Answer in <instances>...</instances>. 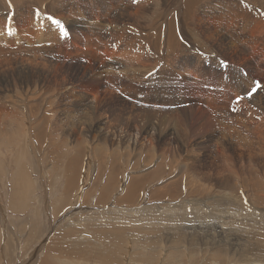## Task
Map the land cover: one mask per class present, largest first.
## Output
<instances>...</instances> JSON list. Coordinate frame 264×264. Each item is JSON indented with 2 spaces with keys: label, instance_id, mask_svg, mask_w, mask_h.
I'll list each match as a JSON object with an SVG mask.
<instances>
[{
  "label": "bare ground",
  "instance_id": "6f19581e",
  "mask_svg": "<svg viewBox=\"0 0 264 264\" xmlns=\"http://www.w3.org/2000/svg\"><path fill=\"white\" fill-rule=\"evenodd\" d=\"M115 1L116 0H0V13L6 12L9 10H13V12L16 11L18 26L23 35V39L18 41L19 44H16L15 43L16 41L12 40L11 37H8L7 34L4 32V28L2 27V25H0V143L5 142L8 146L9 143L18 142L20 143V147L22 146V144L23 146L28 147L32 145V142L34 143L37 142L40 146L42 145L44 146L46 143V146L48 145V153L52 151H56L57 153L60 150V148L58 147L59 144L61 145L71 144L70 146L73 145L74 147L75 146L80 147V145L84 143L85 144L83 146L85 147L87 142H90V144H94V148H95L94 154L96 155V157L94 161L91 163V165L88 166L87 168H90L92 172L93 171L95 172V173H92V172L91 173L93 174L94 178H96V181L102 177V175L100 177L99 173L103 167L107 166L106 168L108 170L106 178L102 177V178H105L104 183H98V182L96 183L95 181L90 184V187L88 186L92 190L94 188L99 189L98 193L100 194V198H98L99 199L98 201H95L96 204L101 203V198L106 199L108 197V193H112L111 192L112 190L116 191V189H118L122 193L114 199L115 202L117 203V204L116 203L114 204L119 205L120 207L118 208L111 207V208H114V211H123L125 213H130V215H133V216L134 214H137L138 219H139L138 222H142V224H144L142 220L150 219L149 217L150 215L148 216V214L154 215V213L160 211L161 209L163 210V212L168 211L167 214L169 215H167L166 217L167 219L169 218L168 216L172 218L171 219L172 221L170 220L166 221V218L165 219L160 218V222H161L160 225H155V224L148 225L146 224L147 223L146 222L145 224L147 225V227H143L141 225L140 227H134V226L131 227V231L137 232L138 234H143L142 238L134 239V243H133L134 251L133 253H130L131 257L135 258L136 260H141V257L143 255L144 259L142 260V264H259L260 261L258 257L260 256L261 258V255L258 256L259 254L258 250H261L260 254L264 253L262 251V248L264 247V201H263V196L260 195L259 189H260V184L264 186V182L262 183L258 181L257 179H255V177L252 176L251 172L253 171V169L257 171L262 170L264 172V90H261L257 93V95H259V100L255 101V95L252 98H249L247 96L246 87L250 85L251 82L254 81L255 78H258L259 80L264 81V0H246L258 7H251L247 3L237 5L236 2H232L231 0H171L172 1L171 4L169 3L166 4V0H145L143 2L136 3L134 5L127 4L121 11L117 12L114 15L112 20H109L108 18L110 16V12L115 7ZM118 1L127 3L130 0H118ZM27 6H31L35 10L37 9L41 10V12L46 17L51 18L53 21L57 23L59 21L60 25L55 24V25H59V28L64 29L65 27L64 23L65 25L67 24L69 30L71 31L70 33L72 34V37L74 39V43L77 46V49L75 51H69V52L66 51L67 53H64V52L62 53V52H59L58 50L50 49L49 47H51V45H49L48 47L41 46L45 42H53L56 37L60 36L61 33L55 27L54 29H52V33L49 34V38H45L44 36H41V37L39 36L36 38L31 37L29 35L30 31L27 27L28 19L24 12V9H26ZM79 12L84 13L83 15L81 13L82 17H80L79 19H81L82 21L80 22L75 21V18L77 17L76 15L77 14L79 15ZM152 12L158 16V19H156V21L154 22L152 21L149 22L148 20L149 18L147 15L151 14ZM51 24H53V22ZM112 25L115 28L122 27V28L145 32L146 38L149 39V42L147 43L151 45V47L149 46L142 47L139 45H118L122 50L121 53L118 55V57H120L121 60H116L115 65L123 66V67L120 69L114 68V71L111 69L113 68V66H111L114 60L113 56H106L105 55L106 53L103 52L105 57L102 56L100 59L102 60L101 63H104L103 64L104 68L101 74L99 75V80L96 81L98 82V90L96 91H99L100 88H104L105 83L108 82L109 80L113 81V78H112L113 75L122 77L127 82L132 83V84L133 82L141 81V78L143 77V75L148 70L154 67L157 60L165 57V62L167 65H169V68H168L169 74L186 75L190 79L189 80L190 85H191V79H192L193 88L197 89V90H194V94L197 97H199L200 99H208L210 104L215 106L216 108H223V107L230 108L231 112L236 117L235 120L238 121L241 124V126L247 131V134H243L240 131L235 130L234 128L227 127L228 125L223 126L225 121H221L220 126H216L214 124H211L210 126V123L207 121L206 125L213 127L215 130V133H213V129H212V133L210 134V137L211 138L214 137V139L216 140L215 141L216 143H214L215 147L213 145L214 147L213 154H208L206 156L201 155V157H199L198 159H197V154H194L195 158H189V157L181 158L177 166L178 172L179 171L181 172V170H185V171L188 170L189 172H191L192 170V172H194L192 180L195 177L197 179V183H198V179L200 180V182L195 186L193 185V183L189 185L188 180L186 182L185 179L182 178L181 176L182 181L179 177L177 180H173L168 183V186H169L168 188L172 190L171 187H173V191L171 192L170 195H168L167 198L172 197L173 194L176 196L177 194L179 195L180 193H182L181 192L182 189H183V194L186 191H187V194L197 192L199 190L198 185L202 186V183H203V186L207 185L209 188H212L210 193L217 196V199L212 200L213 202L212 206L215 208V212L219 211L218 214L221 213L220 216L222 215L224 218L229 217L231 215L230 218L234 220L235 223H238V224H239V220L237 217L239 215L249 214V216L247 215L248 217L255 220V222H259L260 226L259 227L256 226V228L258 227V230L261 228L260 230L262 231L259 230L260 232L257 233V229L256 228L253 229L252 227L253 230L252 229H250L251 231H249V229L247 230V232L251 236H247V234L242 235L244 230L241 229V227H239V225H241L242 223H240L238 226H236L237 225L236 224L235 226L226 227L225 225L228 224L226 222L227 224L224 223L223 226L222 225L221 227L219 226L215 230L214 234L210 235L209 234L210 231L213 230L214 228L204 229L202 226L201 228H195L193 221L190 223L189 222L186 223L187 220L185 222L184 219H182L184 222H181L182 221L181 218L185 217L188 211L186 209L187 210L186 214L184 213L185 212L184 205L180 203L182 201L181 200L182 196H179L177 198L178 201L181 200L180 202H178V204L172 203L173 205L169 204V206H166V208L165 206L154 204V202L157 201V199L155 200L154 198L159 197L157 196V193L162 189L161 187L157 188L160 190L155 191L156 192L155 195H153V193L150 190L147 191V193L148 194L150 193L151 195L148 196L147 199L145 198L144 201H146L147 203L151 202L152 203L151 205L149 206L145 205L140 208V206H137L135 204L134 209L133 207H126V205H128L129 203L131 202L133 203L137 201L138 199L142 198L143 191L146 188H148V185L151 184V182L154 180L152 178L153 177L155 178L156 176H153L151 178L150 174L152 172L149 173L150 172L149 169H148L149 170L148 172L144 171V172H137L133 174H128L129 172L127 171L128 176L125 178L126 180L123 183H120L119 181H121V177L119 178V174L122 173L121 172V168L123 165L122 162L127 164V161H128L133 165L134 163H137V161H141L143 159L142 157L143 153H146V154L149 153L150 155H152L153 158L155 159L161 158L162 160L158 166L159 169L157 168L156 165H155L156 167L154 166L155 168L152 166L154 168L153 170L154 174H159L161 172H165L169 170L168 160L165 158L166 155L162 154L163 152H160V151H158L159 153L157 154L156 150H154L152 147L154 143L151 145L152 140H153V142H155L156 147L158 149H161L157 145H159L161 142H164V136L155 137L154 135L155 132L151 131L152 129L151 125H147V126L145 125V128L139 134L132 135L131 133H129L131 132L130 127H128L129 125H127L126 130H119V129L117 130V128L115 127L108 128L105 125V122H107V119L106 120L103 119L104 115H102L103 117H97L96 122L94 124H91V125L85 124L84 126H81V121H78V122L76 121V123H74L73 121L77 119L75 118L72 121L73 123L68 124L69 123L68 122L66 124V125H70L69 128L68 126L67 128L66 126L63 127L61 125L62 123L60 124L61 121L59 122H57L56 120L51 121L53 118L50 119L48 115V112H49V110L47 109L49 108L48 106H50L52 103H55V102L66 106V103L68 104L69 100H71L73 96L78 100L79 103H82L84 107L82 108L84 110L86 106L87 109L93 112L95 111V107L93 103L88 101L87 97L89 95H86V92L89 89L85 92L84 87L81 84L82 82L76 85L77 89H75V92H73L71 90H68L67 89L68 87L64 83L66 82L67 78L66 80L61 79L62 81L60 82L54 81L53 83L54 91H50L49 88L51 87L50 86L51 73H49L48 72L49 70L46 69V65H45L46 59L51 58V56H53V53H60L61 59L65 58V60H71V61L77 60V59L82 60V59L87 58L88 56H91L93 57L94 60H96L97 56L93 55V52H92L93 48L91 49V47L93 46L91 45L92 44L91 39L93 36L97 35L98 30L101 31L102 33H106L111 28ZM219 34H230L232 38L230 36H227L226 38L225 37L222 38ZM180 36L183 37L185 40H187L192 46L198 47L201 50L205 51L206 53L211 54V60L204 63L205 66L209 65V62H213L215 64L220 65L218 59L222 58V59H226L225 61L227 60L229 61V64H228L229 66L234 67V68H231V70L234 73H238L236 67L239 68L241 64L245 65V70H247L246 72H249V73L247 74L246 78H243L241 76L236 77L237 74L231 75V76L229 75L230 77H227V71L223 73H221L222 70L219 72L216 71L214 75L217 74L218 76L220 74L219 78L217 77V80H216V81L220 80V83H218L216 86L218 90L214 89L212 93L210 91H209V94L206 93L205 91H203L204 88L200 89L201 86L203 87L204 85L208 84V81H209V80H206V77H208V75H206V70L204 68L202 69L201 65H198L192 58H190L186 53H184L181 50L183 45H181L180 43ZM235 38H237L239 42L241 41L243 45H239V44L234 45V42L236 40ZM223 40L225 42L224 45H223ZM6 45L10 46L11 49H14V50H10L9 49L10 47L8 48V46ZM14 45L16 46L13 48ZM111 46H116V45H111ZM185 46H188V45H185ZM53 49H54V46H53ZM154 50L157 52V55ZM174 50L178 51L176 55L172 54V51ZM69 56H72V57H69ZM139 56L145 58L148 61H153V62L149 64H148V61L139 62L138 60H136L137 57ZM54 60H57V58H55ZM72 65L73 66H71L67 72L69 81H79L82 78H84L86 71H87L86 65L82 66L81 61H75V63ZM219 65H215L214 68H219L220 67ZM115 78L116 77H114V79ZM107 85L108 83L106 84V86ZM69 89H70V86H69ZM185 90L187 89L185 88L184 91ZM173 91H176V89L173 88ZM89 92L90 94L93 95L95 90H90ZM237 95L244 96V99L240 103H236L235 101V98ZM193 99L200 100L196 97ZM179 101L186 102L188 101V99H181ZM14 107L16 108L19 107L22 113L26 114V117L25 118L21 117L19 114L21 112L18 109H17L18 111L15 110L16 108ZM51 107H54V106L51 105ZM247 107L251 110V116H252L251 122L246 120V116L249 113ZM184 109L186 108L184 107ZM233 109H235V111ZM197 111L200 114V110L197 109ZM213 111L219 114L217 116L220 119H224V120L230 119L228 115H226V118H223L221 116V113L217 109H214ZM198 112H196L195 110V113H198ZM4 115L8 119H5L6 117L4 118L3 117ZM35 115H36V118H34ZM68 115L69 114H67V116ZM75 116L77 117V115ZM127 118L130 119V116H127ZM200 118L201 117H199V119ZM54 119H55V116H54ZM124 122L126 123L125 120L123 121V123ZM139 127H142V126H139ZM60 133L64 135H62L61 138H57L59 137L57 135ZM53 134H56V136H54ZM105 144L115 145V147L112 148L110 154L105 153L104 147L103 149H100V147ZM118 144H120L124 150H121ZM145 144H150V146L147 145L145 149H142ZM127 146H131L133 149H135V154L137 155V159L134 162L131 161L129 153L125 151ZM16 147L17 145L15 146V148ZM20 147L18 146V148ZM79 147L72 148L71 150L72 153L68 155L69 158L67 156H66L67 158L63 156L62 160H65L64 162L55 164V166L61 169L60 171L61 174L58 172L59 173L58 177L60 175L63 178L62 180H64V183H62L61 185L59 183L60 187H62L63 189L62 192L63 191L69 192L70 190H73L78 184L77 172L79 171L82 172V169H81L82 167L79 168L78 165L79 163L81 165V160H83V157L89 154V152H87L88 154H85L84 152L85 149L82 151V148H79ZM251 147H255L257 150H259L261 152V155L255 156L250 150ZM18 148L16 152L19 151ZM30 148L33 149V147H30ZM41 148L43 150V147ZM67 148L68 147H66L65 149ZM22 149L23 148H20V152L24 151V149L23 150ZM31 149L27 151V154L29 155L28 157L30 158L35 157ZM68 150L70 151L69 148ZM192 150L193 149H191V151ZM6 151L7 150H5V152ZM14 152L15 151H13V155L11 156L13 157L12 160L15 159L14 155L16 153L14 154ZM65 152L67 153L66 150ZM226 152H228L229 156H233L236 159V162L238 163L242 162L247 165L248 169L244 167V170L247 171L244 173V175L246 177L248 176L249 177L244 178L242 180V183L249 182L253 179L251 184L244 183L246 184L244 189H249L248 193L245 192L240 187L239 180L237 179V177L232 178V176L228 175L230 174L229 171L223 175L221 174V171L225 167V160L223 158L228 157L225 154ZM35 155L37 157V153ZM63 155H65V153ZM40 159H43V158L40 157ZM55 160H53V162H55ZM41 161L44 162L43 160ZM49 164L50 163L48 162V166ZM187 165L189 168L186 169ZM30 166H31L30 168L33 169V164H31ZM24 167L15 166V169L12 172V182L11 183L13 184L10 187L11 194H10V199L8 200L9 204L7 202L11 210H19V209L21 210V208H24L25 204H28V201L30 200V196L32 195L31 194L30 196L27 197V194L29 193L28 191L30 189L29 188L30 184L28 181L30 179H28V177L30 178L31 175L29 176L27 175V169ZM10 169H13V168H10ZM34 172H37V171L35 170ZM212 173L214 175L211 176ZM40 174L42 175V172ZM162 174L165 175V173H162ZM117 176H118V179L116 180ZM158 178L159 177H157L155 181L158 180ZM148 179H151V180L148 181ZM201 180L203 181L202 183H201ZM51 184H48V186L53 185ZM217 184L223 187V190H220V192H216L214 190L217 187ZM56 187H58V185ZM90 189L89 190L86 189L87 190L86 194L91 193L92 190ZM166 189L164 192H167V193L168 191L170 192V190L167 191ZM240 190H243L245 193L238 194L240 193ZM52 191H55V188ZM45 194H46V190L43 195H39L35 197V194H34L32 198L33 201L36 200L37 202V204L34 203L37 206H34L35 209L33 208L34 209L33 213H35V216H38L36 220L37 223L35 222L36 224H34V229H32L34 230L33 232H31L32 230H27V231L25 230V232H23L24 228L21 226V223L17 224V222L19 223V220H17L16 218H15L16 220L13 222L14 223L13 225L7 224L6 226H5L6 221L4 219L5 218L4 214H3V218H0V225H3V228L1 229V232H0V259L2 258L3 262H1L0 260V264L17 263L15 261L13 262L14 259L12 260V256L19 254V246L24 244L27 241L29 242L28 244V247H29L30 243L34 239L36 240L40 239V236H42L44 232L49 231L50 228L44 225V223L41 226L42 221H44L45 218L49 217L48 211H41V209L43 208L45 209L48 208L49 205L48 207L43 206V208L40 206V204L44 205V203L42 202H44L43 200L47 198V197H44ZM117 194H119V192ZM140 194H142V196ZM66 196H68L67 193H66ZM112 196H115V195H112ZM52 198H53L52 200H54L55 196H53ZM186 198H185V201L187 200ZM58 199H61V196ZM84 199H86L85 195H84ZM208 199L209 198H207V200ZM226 199H228L229 202H226L227 201ZM193 201L196 202V199L194 198ZM242 203L247 205L244 209L248 210L250 213L247 211L242 213L240 211V209H243L244 207L243 205L241 208ZM38 204L40 207L38 206ZM72 204L73 203H71V205ZM96 204H95V207H96ZM123 204H126V205H123ZM67 205H65V207ZM171 206H173V208ZM195 206L196 205H194V207ZM2 207L4 208V206ZM196 207H198V205ZM180 208L182 209V211H180L181 210ZM82 209L84 210L85 208H82ZM195 209L197 210V208ZM56 210H58L57 211L58 213L60 209L57 208ZM204 211L203 212L201 211V213H204ZM192 212L194 213V211ZM29 213H30L29 215H31V212ZM145 213L147 217H144ZM52 214H54L53 211H52ZM196 214H198L197 211H196ZM156 216H154V218ZM255 217H259L261 218V220H257ZM87 218H88V214H87ZM192 218L195 220L194 217ZM213 218L212 220H214ZM216 218L218 221V216L216 217L215 215V219ZM68 219L63 220V222H66V221L68 222L65 224L64 223L62 224L61 226L62 229H60V233L61 231L62 233L59 234V236L57 237L54 236L55 238L50 239L48 241L44 240L42 242L40 246L42 248V257L36 264H81L80 261L78 260V257H84V258H89V259L90 257L92 258L96 257L97 259H91L92 262L90 263H93V264H113L115 260H118L119 255L122 256V254H116V255L114 254V247L122 248V240L129 241V239H125V236L121 237L123 236V232L124 231L127 232L128 230L127 227L123 226L124 225L123 223L122 225H116V226L114 223L113 224H103V225H101V223L100 224L98 223L99 225H97L96 228H90L95 221H93V223L91 222L88 224H84V223L81 224L80 222H75L77 219H75V221H71V219L70 220ZM98 219L97 218L95 219L96 222ZM191 219L188 218L189 221ZM196 219L198 220L199 217H197ZM90 220L91 219L89 218L88 221L90 222ZM162 221H164L163 224L165 225H162ZM106 222L111 223L108 221ZM201 223H203L202 220H201ZM251 223L248 225H251ZM156 224H159V223L156 222ZM4 227L6 231L4 230ZM90 230H92L91 231L92 235L91 233H89ZM236 232L239 235L238 238L234 236V235L237 236V234H234ZM31 237H33L32 240H31ZM60 237L62 239L64 238L65 240L63 239L64 241L62 240L61 242H58L56 238H60ZM89 238L93 240L98 238L99 241H101V239L103 240L109 239L108 241H105V243H101V244L100 242L98 243L99 246L101 245L100 249L97 250V253L99 254L100 257L96 254V252H93L94 251L93 249L95 248V246L90 248L86 245L85 248L83 249L77 247V249L80 252H75L73 251V249L68 248V246H71V244L73 246L74 245L77 246V244L79 243H84L85 241H88ZM143 243H145L144 245H146V248H143V246L137 245V244L142 245ZM158 243H159V246L156 245ZM89 244H93V243L90 242ZM63 245L67 247L65 246L63 247ZM28 247H25L26 252L27 250H29ZM157 247L160 248L159 251L160 253H162L161 263L159 262V260L157 261L156 259L157 252L153 253V251L151 250L148 252V249H155ZM10 250H13V252L15 250L16 251L15 253H13ZM31 252L32 253L29 252V259L34 254L35 248ZM185 256H187V259ZM263 256L264 254L262 255V257ZM159 258L161 257L159 256ZM260 260L264 262L263 261L264 258H261ZM31 262L33 264L34 260ZM86 263L87 262H83V264H86ZM17 264H27V259H26V262L24 261V263H22V260H19V263Z\"/></svg>",
  "mask_w": 264,
  "mask_h": 264
},
{
  "label": "rangeland",
  "instance_id": "374dc122",
  "mask_svg": "<svg viewBox=\"0 0 264 264\" xmlns=\"http://www.w3.org/2000/svg\"><path fill=\"white\" fill-rule=\"evenodd\" d=\"M143 1H145V0H135V2H134V0H130L127 3H124V2H119L118 0H116L115 1V7L110 12V16H109L108 19L112 20L114 15L117 12L121 11L127 4H133L134 5L136 3H140V2H143ZM231 1L232 2H236L237 5H241L243 3H247L251 7H258V6L248 2L246 0H231ZM168 3L171 4L172 1L171 0H166V4H168ZM24 12H25V15H26V17L28 19L27 27H28V29L30 31L29 35L31 37L36 38V37H39V36L40 37L44 36L45 38H49V34L52 33V29H54L55 27L60 31V33H61L60 36L56 37L53 42H45L41 46L48 47L49 45H51V47H49L50 49L58 50L59 52H62V53L63 52L67 53L66 51H68V52L69 51H75L77 49V46L74 43V39L72 37V34L70 33L71 31L69 30L67 24L65 25V23H64V26L66 28L65 27H64V29L63 28H59L60 23H57V22L53 21L51 18L46 17L41 12V10H39V9L35 10L31 6H27L26 9H24ZM81 13H82V15L84 14L83 12H79V15L78 14L76 15L77 17L75 18V21H78V22L82 21L81 19H79L80 17H82ZM147 16L149 18L148 19L149 22L150 21L154 22V21H156V19H158V16L155 13H153V12L151 14H148ZM52 22H53V24H51ZM55 24H59V25H55ZM0 25H2V27L4 28V32L7 34V36L11 37L12 40L16 41L15 42L16 44H19L18 41L23 39V35H22V33H21L20 29H19V26H18L16 11L13 12V10H9V11L0 13ZM219 35L222 38L223 37L226 38L227 36L231 37L230 34H219ZM235 39L236 40L234 42V45H238V44L239 45H243L241 43V41L239 42V40L237 38H235ZM91 41H92L91 45H93L91 47V49L93 48V51H92L93 55L97 56L96 60H94L93 57L88 56L87 58L82 59V60L81 59H77V60H72L71 61V60H65V58L61 59V54L60 53H53V56H51V58H47L46 59L45 65H46V69L49 70V71L48 70L47 71L49 73H51V77H50V86L51 87L50 88L48 87L50 91H54L53 90L54 89V85H53L54 81L60 82V81H62L61 79L66 80V78H67L66 82H64V83L68 87L67 89L71 90L73 92H75V89H77L76 85L82 82L81 84L83 85L85 92L89 89L87 91L88 94L86 92V95H89L87 97V99H88L89 102L93 103V105L95 107V111H93V112L90 111L89 109L86 108V106H85V110H84L83 109L84 107H83L82 103H79L78 100L73 96L72 97L73 99L71 98V100H69V103L68 104L66 103V106L58 104L57 102L51 104L54 107H51V105L48 106L49 107V108H47L49 110L48 115H49L50 119L53 118L51 121H55V120L57 122L61 121L60 124L62 123L61 125L63 127L66 126V128H67V126H68V128H69L70 125H66L68 122H69L68 124H70V123H73V122L76 123V121L77 122L81 121V126H84L85 124L86 125H88V124L91 125V124H94L96 122V118L97 117H103L102 115H104L103 119L104 120L107 119V122H105V125L108 128L115 127V128H117V130L118 129L119 130H126L127 129V125H129L128 127H130V130H131V132H129V133H131L132 135L139 134L145 128V125L146 126L147 125H151V127H152L151 131L155 132L154 133L155 137H158V136L163 137L164 136V142L160 143L161 146H160V144L157 145L161 149H158L156 147L155 142H153V140H152L151 145L154 143V145H152V147H153L154 150H156L157 154L159 153L158 151H160V152H163L162 154L166 155L165 158L168 160L169 170H167L165 172H161L159 174H154V171H153L154 168L156 166L158 168V166H159V164L161 163L162 160H161V158H158V159L153 158L152 155H150L149 153L148 154L143 153L142 154L143 159L141 161H137V163H134L133 165L130 162H128V161H127V164L122 162V164H123L122 168H121V172L122 173L119 174V178L121 177V181H119L120 183H123L126 180L125 178L128 176V174H133V173H137V172H144V171L148 172L150 170L149 173L152 172L150 174V177L152 178L153 176H156L155 178L154 177L152 178L154 180L151 182V184L148 185V188H146L143 191V193H142L143 196H142V194H140L142 196L141 199H138L137 201H135L136 203L135 202H133V203L131 202L128 205H126V204H123V205H126V207H133V209L135 208L134 207L135 204L137 206H140V208L145 206V205L149 206L152 203L151 202L147 203L146 201H144L145 198L147 199V197L151 195L150 193L148 194L147 191L150 190L153 193V195H155L156 194L155 191H159L160 190V189H157V188L161 187L162 189L160 191L162 193L160 191L157 193V196H159V197L154 198L155 200L157 199V201H156L157 203L154 202V204H159V205L165 206V208H166V206H169V204H172V203L173 204H178V202H180L182 200L180 203L182 205H184V209H185L184 213L186 214V211L187 210L188 211H187V214H186L187 216L184 214L185 217H182L181 220L184 219L185 222L187 220L186 223H188V222L190 223V222L193 221V223L195 225V228H201V226L204 229L205 228L206 229H208V228L213 229L214 228L209 233L210 235H213L215 230L219 226L220 227H221V225L223 226L224 223L225 224L228 223L227 225H225L226 227L227 226H235L236 224H237L236 226H238L240 223H242L241 225H239V227H241V229L244 230L242 235H246L247 234V236H251L247 232V230L249 229V231H251L250 229H252V227H253V229L256 228V226L259 227L260 226L259 222H255V220H253L250 217H248L249 214H247L248 216L247 215H239L237 217L238 220H239V224L235 223V221L230 218L231 215L229 217H225V218L222 215L220 216L221 213L218 214L219 211L215 212V208L212 206V204H213L212 200L217 199V196H215L212 193H210L212 188H209L207 185L203 186V183H202L203 181L202 180H201L202 186L198 185L199 190L197 192H193L191 194H187V191H186L183 194V189H182V191H181L182 193H180L179 195L177 194V196H176V195L173 194V196H172L173 198L172 197L167 198L168 195H170L171 192L173 191V187L170 186L172 188V190H170V188H168L169 187L168 183L173 181V180H177L179 177L181 179V176H182V178L185 179L186 182L188 180L189 185H191L193 183V185L195 186V185H197L200 182V180L198 179V183H197V179L195 177L192 180V177H193V174H194V172H192V170H191V172H189L188 170H186V171L185 170H181V172L180 171L178 172V167L177 166H178V162H179V160L181 158H186V157L195 158L194 154H197V159H198L199 157H201V155L202 156H206L208 154H213L214 147H215L214 143H216L215 142L216 140L214 139V137L213 138L210 137V134L212 133V129H213V133H215L214 128L210 127L211 124H214L216 126H220L221 121H225L223 126H225V125L227 126L228 125L227 127H229V128H234L235 130H238V131H240L243 134H247V131L241 126V124L238 121L235 120L236 117L231 112V109L228 108V107L216 108L215 106L210 104L208 99H200L199 97H197L194 94V90H197V89L193 88L192 79H191V85H190V83H189L190 79L186 75H182L181 73H179L181 75H174V74H169L168 73L169 65L166 64L165 57L157 60V62L155 63L154 67L152 69L148 70L143 75V77L141 78V81L133 82V84H132V83L127 82L122 77H118L117 75H113L112 76L113 81L109 80L108 82L105 83V87L104 88H100V90H101V91L99 90L100 92L96 91V90H98V82H96V81L99 80V75L101 74V72H102V70L104 68V66H103L104 63H101L102 60L100 59L102 56H104V57H105V55L106 56H113L114 60H113V64L111 65V66H113V68H111V69L114 71V68L120 69V68L123 67V66H116L115 65V61L116 60H121V58L118 57V55L121 53L122 50H121V48L118 45H139V46H142V47H145V46L151 47V45H149L147 43V42H149V39L146 38L145 32H141V31H138V30L127 29V28H122V27L115 28L113 25L111 26V28L106 33H102L101 31L98 30L97 35L93 36ZM232 42H233V40H232ZM180 43H181V45H183L181 50L184 53H186L190 58H192L198 65H201L202 69L204 68L206 70V75H208V77H206V80H209V81H208V84L204 85L203 87L201 86L200 89L204 88L203 91H205L208 94H209V91L212 93V91H214V89L218 90V88H216V86H217L218 83H220V80H218V81H216V80H217V77L219 78L220 74L218 76H217V74L214 75V73H216V71L219 72V71L222 70L221 73L227 71V77H230L231 75H236L237 74L236 77L237 76H241L243 78H246L247 74L249 73V72H246L247 70H245V65H243V64H241L240 65L241 67L239 66V68L236 67L238 73H234L231 70V68H234V67L229 66V65L227 67H223V66H221V64L219 65V64H215L213 62H209V65L205 66L204 63H206V62L211 60V54L206 53L205 51L201 50L198 47L192 46L187 40H185L181 36H180ZM224 43L225 42L223 40V45H224ZM111 45H116V46H111ZM185 45H188V46H185ZM6 46H8V45H6ZM15 46L16 45H14L13 48ZM53 46H54V49H53ZM9 47L10 46H8V48ZM56 47H57V49H56ZM59 48H60V50H59ZM9 49L10 50H14V49H11V47ZM62 49H63V51H62ZM103 52L106 53V54L104 55ZM155 53L157 55L156 51H155ZM177 53H178V51H176V50L172 51L173 55H176ZM57 55H59L60 57L57 56ZM54 56H56V57H54ZM69 57H72V56H69ZM55 58H57V60H54ZM136 60H138L139 62L148 61L145 58L140 57V56L137 57ZM221 60H226V59H222V58L220 59L219 58L218 59L219 63H220ZM75 61H81L82 66L86 65L87 71H86L85 77L82 78L81 80H79V81H69L67 72H68L69 68L71 66H73L72 64H74ZM152 62L153 61H148V64L152 63ZM227 64H229L228 60H227ZM215 65H219L220 67L219 68H214ZM64 75H65V77H64ZM114 77H116V78L114 79ZM256 79H258V78H255L254 80H256ZM184 81H186V82H184ZM107 83H108V85H107L108 87L106 86ZM110 85H111V87H110ZM69 86H70V89H69ZM173 88H175L176 91H173ZM185 88L188 91L187 90L184 91ZM90 90H95L93 95L90 94V92H89ZM95 93H96V95H95ZM189 93L192 94V95H190ZM117 94H119V95H117ZM195 97L200 99V100L193 99ZM89 98H90V100H89ZM181 99H188V101L180 102L179 100H181ZM93 100H95V101H93ZM258 100H259V95L256 94L255 95V101H258ZM70 101H72V102H70ZM129 102H131V103H129ZM71 103H72V105L74 104L73 107H72ZM183 106L186 109H184ZM14 108H16V107H14ZM17 109L21 112V113H19L20 116L25 118L26 114L22 113V111L19 109V107H17L15 110H17ZM197 109L200 110V114L197 111ZM214 109H217L221 113V116L223 118H226V115H228L230 117V119L224 120V119L218 118L217 115H219V114L215 113L213 111ZM247 109H248L249 113L246 116V120L251 122V120H252L251 110L248 107H247ZM55 110H56V112H55ZM83 110H84V112H83ZM178 110H180V111H178ZM195 110L198 113H195ZM67 114H69V115L67 116ZM74 114L77 115V117ZM99 114H100V116H99ZM50 115H52L53 117L50 116ZM54 116H55V119H54ZM61 116H63V117H61ZM72 116H74V117H72ZM127 116H130V119L127 118ZM3 117L5 118L6 116L4 115ZM57 117L59 118V120H58ZM199 117H201L200 118L201 120L199 119ZM34 118H36V115L34 116ZM75 118H77V119L75 121H73ZM5 119H8V118L6 117ZM124 120L126 121V123L125 122L123 123ZM207 121L210 123V126L206 125ZM215 122L218 123V124H216ZM108 124H110V125H108ZM142 124H144V125H142ZM136 126H137V128H136ZM139 126H142V127H139ZM66 128H64V129H66ZM53 135L56 136V134H53ZM62 135H64V134H61V133L58 134L57 136H59V137H57V138H61ZM211 140L213 141V143H212ZM35 143L32 142V145H30L28 147L23 146V144L20 147V143H18V142L17 143H9L8 146H7V144L5 142H3V143L1 142L0 143V179H1L0 180V208H1L0 209V211H1L0 218H3V214H4V217H5L4 219L6 221L5 226L7 224L8 225L9 224L13 225L14 224L13 222L17 219V220H19V223L17 222V224L21 223V226L24 228L23 232H25V230L27 231V230L34 229V224L37 223L36 220L38 218V216H35V213H33V210L35 209L34 206H37V205H35V204H37L36 200L33 201V199H32L34 194H35V197H37L39 195H43L45 193V190H46V194L44 195V197H47V198H45L43 200L44 202H42V203H44V205L40 204V206L43 208V206L44 207H46V206L48 207V205H49L48 208L41 209V211H48L49 212V217L45 218L44 221H42V223H41V226L44 223V225L49 227L50 228L49 231L44 232L43 235L40 236V239H37V240L34 239L30 243L29 247H28L29 242H27V241L24 244L20 245L19 246V254H16V255L12 256V260L14 259L13 262L15 261V262L19 263V260H22V263H24V261L26 262V259H27V264H32L31 261H33V260H34L33 264H36L42 257V248L40 247L42 242L44 240L48 241L50 239H53V238L59 236V234L62 233V231L60 233V229H62V227H61L62 224L63 223L65 224V223L68 222V221L63 222V220H67L68 218H69L68 220L71 219V221H75V219H77L75 222H80L81 224L82 223L88 224V223H91V222L93 223V221H95L94 222L95 224L93 223V225L90 228H96L97 225H99L100 223H101V225H103V224H113L114 223L115 226L116 225H122V223H123L124 224L123 226L127 227L128 230L131 231V227H133V226L134 227H140V225H141L143 227H147L146 224H148V225H152V224L160 225L161 224L160 218L161 219L162 218L165 219L167 217V215H169V214H167L168 211L167 212H165V211L163 212V210L161 209L160 211H158L159 213L156 212V213H154V215L153 214H148V216L150 215L149 216L150 219L142 220L144 222V224H142V222H138L139 219H138V215L137 214H134V216H133V215H130V213H125L123 211H114V208H111V207H115V208L120 207L119 205H116L117 203L114 200L118 195H120L122 193L118 189H116V191L112 190L111 191L112 193H108V197L106 199L105 198L104 199L101 198V203L100 204H98V203L96 204L95 201H98L99 200L98 198H100V194L98 193L99 189L98 188H94L95 190L94 189L92 190V189L89 188L90 184L96 181V178H94V176L92 174V173H95V172L94 171L92 172L90 168H87L88 166L91 165V163L94 161V159L96 157V155L94 154V149H95L94 148V144H90V142H87L88 144L86 143L85 147L83 146L85 143L80 145V147L79 146H75L74 147L73 145H72L73 146L72 147V146H70L71 144L70 145L69 144H62V145L59 144L58 147L60 148V150L57 153H56V151H52L53 153L52 152L48 153V145L46 146V143H45L44 146L43 145L40 146L37 142H35ZM16 145H17V147L15 148ZM105 145L101 146L100 149H103V147H104L105 153L110 154L112 148H114L115 145H110V144H105ZM147 145L150 146V144H145L142 149H145L147 147ZM213 145H214V147H213ZM18 146L20 148L24 149V151H23L24 153L22 151L20 152V148H18ZM87 146H88V148H87ZM118 146L120 147L121 150H124L121 147L120 144H118ZM30 147H33V149H31ZM41 147H43V150H42ZM66 147H68L70 149V151L68 150V148L65 149ZM71 147L72 148H78V147L82 148V151L85 149L84 150L85 154H88L87 152H89L90 155L88 154L87 156H84L83 160H81V165H80V163L78 165L79 168L82 167L81 168L82 172H80V171L77 172V182H78L77 186L73 190H70L69 192L63 191V192H65V193H63L62 192L63 189H62V187H60V185L62 183H64V180H62L63 178L60 175L58 177V174L60 173L61 169L59 167L55 166V164H58L60 162H64L65 161V160H62V157L63 156L64 157H66V156L68 157V155L70 153H72V151H71L72 148ZM17 148L19 149V151L16 152ZM10 149H12V150H10ZM30 149H31V151L33 152V154L35 156V157H31L32 159L30 157H28L29 155L27 154V151L30 150ZM39 149H41V150H39ZM44 149H45V151H44ZM89 149H90L91 152L89 151ZM184 149H185L186 152L184 151ZM191 149H193V150L191 151ZM5 150H7V151L5 152ZM34 150H35V152H34ZM36 150H37V152H36ZM65 150L67 151V153L65 152ZM250 150L252 151V153L255 156H260L261 155V152L259 150H257L255 147H251ZM13 151H15L14 154L16 153L14 155V157H15L14 160H12L13 157H11L13 155ZM125 151H127L129 153V156H130L132 162H134L137 159V155L135 154V149H133L131 146H127ZM195 152H197V153H195ZM36 153H37V157L35 155ZM47 153H48V155H47ZM64 153H65V155H63ZM172 153H174L175 155L172 154ZM225 154L228 157L223 158L225 160V167L221 171V174L223 175V174H225L226 172L229 171L230 174H228V175L232 176V178L237 177V179L239 180L240 187L245 192L248 193L249 189H244V187H245L246 184H251L253 179L251 181H249V182H244L246 184L242 183V180L244 178H248L249 177V176L246 177L244 175V173L247 172V171L244 170V167L248 169L247 165L245 163H242V162L241 163L236 162V159L233 156H229L228 152H226ZM46 155L48 157H50V155H51L53 160L56 159L55 162H53L51 157L48 158ZM40 157L43 158V159H40ZM33 158H34V160H33ZM50 159H51V161H50ZM41 160H43L44 162H42ZM39 162H41V163H39ZM48 162L50 163L49 166H48ZM169 163H170V165H169ZM31 164H33V169L30 168ZM51 164L53 165V167H52ZM4 165H6V166H4ZM24 165H25V167H24ZM171 165H173V166H171ZM15 166L26 168L27 169V175L28 176L31 175L30 178L27 176L28 179H30V180H28L29 184H30V187H29L30 189L28 191L29 193L27 194V197L30 196L31 194L32 195L30 196V200L28 201V204H25L24 208H21V210L20 209L19 210H11L9 208V206H8V204H9L8 200L10 199V194H11V192H10L11 188L10 187L13 184V183H11L12 182V172L15 169ZM152 166L153 167L155 166V167L153 168ZM5 167H7V168H5ZM40 167H41V169H40ZM106 167H103L100 170V173H99L100 177L102 175V177L106 178L107 173H108V170H107ZM10 168H13V169H10ZM49 168L52 170V172H51V170ZM127 168H129V169H127ZM187 168H189L188 165L186 166V169ZM94 169H95V167H94ZM165 169H167V168H165ZM35 170L37 172H34ZM28 171H29V173H28ZM84 171H85V173H84ZM41 172H42V175L40 174ZM53 173H54L55 176L53 175ZM162 173H165V175L162 174ZM251 173H252V176L255 177V179H257L258 181H260L262 183L264 182V172L262 170L257 171V170L253 169V171ZM52 175H53V177H52ZM212 175H214V174L212 173L211 176ZM157 177H159V178H158V180L155 181V179H157ZM165 177H167V178H165ZM189 177H190V179H189ZM101 178H99L96 181V183L97 182L98 183H104L105 178H102L103 180ZM117 179H118V176H117L116 180ZM9 180H11V181H9ZM55 180H57V181H55ZM149 180H151V179H148V181ZM194 180L196 181V183H195ZM249 180H250V178H249ZM181 181H182V179H181ZM57 182H58V184H57ZM59 183H60V185H59ZM156 183H157V185H156ZM48 184H51L53 187L50 186V185L48 186ZM160 184H162V185H160ZM31 185H32V187H31ZM57 185H58V187H56ZM153 185H154V187H153ZM33 186H34V188H33ZM162 186H164L165 189L168 188L166 190L167 191L170 190V192L169 191H168V193L164 192L165 189ZM54 188H55V191H52ZM204 188H205V190H204ZM86 189L92 190L91 193H87L86 194V191H87ZM152 189H153L154 192L152 191ZM214 190L216 192H220V190H223V187L220 186L219 184H217V187ZM243 190H240V193H238V194H244L245 192ZM118 192H119V194H117ZM259 192H260V195L263 196V201H264V186L262 184H260ZM66 193H67L68 196H66ZM182 194L184 195V197H183ZM84 195H85L86 199H84ZM91 195H92V197H91ZM112 195H115V196H112ZM160 195H161V197H160ZM53 196H55L54 200H52ZM60 196H61V199H58V198H60ZM179 196H182V199L180 201L177 200V198ZM193 196H195V197H193ZM56 197H57V199H56ZM191 197H193V198H191ZM199 197H201V198H199ZM206 197L209 198V199L207 200ZM243 197H245V196H243ZM50 198H51V200H50ZM185 198L187 199L186 201H185ZM194 198L196 199V202H198V203L193 201ZM64 199H66V200H64ZM168 199H170L171 201L168 200ZM226 200H227L226 202H229L228 199H226ZM7 202H8V204H7ZM69 202H71L73 204L71 205V203H69ZM192 202H193V204H192ZM67 203H68V205H67ZM114 203H116V204H114ZM244 203L241 204V208H242L243 205H244V207H243V209H240V211L242 213H244L246 211L249 212L248 210L244 209L247 206ZM29 204H31L32 206L29 205ZM95 204H96V207H95ZM189 204H191V205H189ZM65 205H67V206L65 207ZM130 205H132V206H130ZM194 205H196V206L198 205V207H196V206L194 207ZM2 206H4V208ZM38 206H39V204H38ZM78 207H79V209H78ZM171 207L173 208V206H171ZM57 208H59L61 210V211L59 210L58 213H57L58 210H56ZM82 208H85V209L83 210ZM195 208H197V210ZM209 208H210V210H209ZM103 209H104V211H103ZM184 209H183V211H184ZM206 209L209 210V211H207ZM94 210H95V212H94ZM97 210H99V211H97ZM195 210L198 212V214H196ZM211 210H213V211H211ZM3 211H4V213H3ZM52 211L54 212V214H52ZM180 211H182V209ZM192 211H194V213ZM201 211L202 212L204 211V213H201ZM29 212H31V215H29L30 214ZM160 212H161V214H160ZM212 212H214V213H212ZM56 213H57V215H56ZM188 213H189V215H188ZM215 213H217V214H215ZM87 214H88V218H87ZM94 214H96V215H94ZM128 214H129V216H128ZM215 215H216V217L218 216V221H217V218L215 219ZM53 216H55V217H53ZM95 216H96L97 219L99 218L97 220V222L95 220L96 219ZM154 216H156V217L154 218ZM132 217H134V218H132ZM144 217H147L146 213L144 214ZM168 217L169 218L168 219L166 218V221H168V220L172 221L171 220L172 218H170V216H168ZM192 217H194L195 220ZM197 217H199L198 220L196 219ZM211 217L212 218L214 217L213 218L214 220H212ZM89 218L91 219L90 222L88 221ZM188 218L189 219L192 218V219L189 221ZM255 218L257 220H261V218H259V217H255ZM200 219L202 220L203 223H201ZM222 219H224V220H222ZM225 219H226V221H225ZM106 221L111 222V223H107ZM184 221L182 220L181 222H184ZM251 221H252V223H251ZM156 222L159 223V224H156ZM163 222L164 221H162V225H165V224H163ZM233 223H234V225H233ZM250 223H251V225H248ZM252 224L255 225V226H253ZM258 227L256 228L257 229V233L262 231V230H260L261 228L259 229L260 230L259 231ZM2 228H3V225H0V232H1ZM54 229H55V231H54ZM4 230H5V227H4ZM128 230H127V232L124 231L123 232V236H121V237L125 236V239H129V241L122 240V248L114 247V254L115 255L116 254H122V256L119 255L118 260H115L113 262V264H142V260L144 259L143 255L141 257V260H136L135 258L131 257L130 253H133V251H134V249H133L134 239L142 238L143 234H138L137 232H133V231L129 232ZM33 231L34 230H32L31 232H33ZM91 231L92 230H90L89 233H91V235H92ZM244 232H246V233H244ZM234 234H237V232L234 233ZM234 236L236 238L239 237L238 234H237V236L236 235H234ZM130 238H131V240H130ZM32 239H33V237H31V240ZM63 239L61 237L60 238H56V240L58 242H61ZM108 240L109 239H105V240L101 239V241H99L98 238H96L94 240L89 238L88 241H85L84 243H79V244H77V246L76 245L73 246L71 244V246H68V248L73 249V251H75V252H80L77 249V247L83 249V248H85L86 245L88 247H90V248L95 246V248L93 249L94 251L93 250L92 251L96 252V254L99 256V254L97 253V250L100 249L101 245L99 246L98 243L99 242H100V244L101 243H105V241H108ZM211 240H212V238H211ZM90 242L93 243V244H89ZM127 242H129V243H127ZM144 244L145 243H143L142 245L141 244H137V245L143 246V248H146V245H144ZM156 245L159 246V243L156 244ZM64 246L65 245H63V247ZM25 247H28L29 250H31V249L33 250L35 248V252L31 256L30 259H29V252L32 253L31 252L32 250L31 251L27 250V252H26V248ZM65 247H67V246H65ZM255 247H257V246H255ZM255 247H253V248H255ZM141 249H142V247H141ZM150 250L153 251V253L157 252V254H156L157 258L156 259H157V261L159 260V262L161 263L162 253H160V251H159L160 248L157 247L155 249H148V252ZM10 251L13 252V250H10ZM15 251L13 253H15ZM262 251L264 252V247L262 248ZM260 252H261V250H258V253H259V254L257 253L258 256L261 255V258H264V256L262 257V255L264 253L260 254ZM159 256L161 258H159ZM185 257L187 259V256H185ZM261 258H260V256L258 257V259L260 261L259 264H263L264 263V262H262V260H260ZM91 259H97V258L96 257H94V258L90 257V259H89V258H84V257H78V260L80 261L81 264H83V262H87L86 264H93V263H90V262H92ZM0 260H1V262H3L2 258ZM136 261H137V263H136ZM4 263H5V261H4ZM17 263H15V264H17Z\"/></svg>",
  "mask_w": 264,
  "mask_h": 264
},
{
  "label": "snow or ice",
  "instance_id": "6c2138e0",
  "mask_svg": "<svg viewBox=\"0 0 264 264\" xmlns=\"http://www.w3.org/2000/svg\"><path fill=\"white\" fill-rule=\"evenodd\" d=\"M135 2V0H134ZM59 23V21H58ZM221 66L227 67V61L221 60L220 61ZM264 90V81H261L259 79H256L251 82L250 85L246 87V94L249 98H252L254 95H256L259 91ZM244 99V96L237 95L235 98L236 103H240ZM235 111V109H233Z\"/></svg>",
  "mask_w": 264,
  "mask_h": 264
}]
</instances>
